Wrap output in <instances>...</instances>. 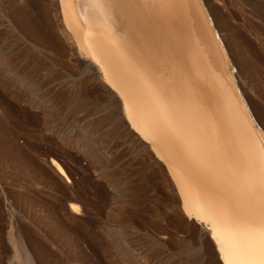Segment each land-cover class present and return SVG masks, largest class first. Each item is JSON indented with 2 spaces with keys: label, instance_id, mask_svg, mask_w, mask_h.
I'll use <instances>...</instances> for the list:
<instances>
[{
  "label": "bare ground",
  "instance_id": "obj_1",
  "mask_svg": "<svg viewBox=\"0 0 264 264\" xmlns=\"http://www.w3.org/2000/svg\"><path fill=\"white\" fill-rule=\"evenodd\" d=\"M6 1L15 23L10 30L29 44L24 57L33 55L31 65L45 70V76L54 71L62 75L56 60L71 51L72 57H86L75 60L81 76L64 77L70 83L54 91L55 99L78 92L85 74L94 81L104 72L106 93L125 113L129 126L121 122L134 135L140 133L141 142L148 141L164 163L169 178L162 167L157 169L156 187H168L171 203L201 226L195 237L200 249L206 238L213 240L217 255L211 254L212 262L219 258L223 264H264V140L230 82V59L215 37L213 19L202 0H59L58 5V0ZM51 10L57 13L56 22ZM9 75L4 79L11 97L35 109L44 107L46 114L49 106L34 95L31 76ZM53 75L50 84L55 82ZM11 102L5 103L7 109ZM18 108L30 117L26 107ZM44 119L38 129L54 138L31 133L26 144H19L16 136L0 144L9 151H64L67 146L80 154L92 151L90 140L71 137ZM52 164L64 175L53 159ZM72 196L57 199L51 207L76 222L82 209ZM27 262L37 264L30 254Z\"/></svg>",
  "mask_w": 264,
  "mask_h": 264
},
{
  "label": "rangeland",
  "instance_id": "obj_2",
  "mask_svg": "<svg viewBox=\"0 0 264 264\" xmlns=\"http://www.w3.org/2000/svg\"><path fill=\"white\" fill-rule=\"evenodd\" d=\"M202 3L231 62L226 64L233 83L230 87L232 84L244 99L264 140V0ZM9 7L6 0H0V140L16 136L19 144H26L31 133L54 138L53 133L38 129L37 123L46 118L71 137L90 140L92 151L80 154L68 146L64 151L46 153L9 151L6 144H0V264H29L27 254L37 264H223L219 258L215 263L211 260V254L217 252L210 237L200 249L195 237L201 226L171 203L170 189L156 187L157 169L162 167L168 177L164 163L148 141L141 142L140 133L137 137L126 128L125 113H120L106 93L104 72L100 71L94 81H88L85 74L78 92L72 91L64 100L55 99L54 91L66 89L70 83L64 77L69 73L81 76L75 60L86 57L78 53L74 58L71 51V57L55 59L63 77L53 75L55 71L45 76V70L31 65L33 55L24 57L29 44L21 43L10 30L15 23ZM50 15L56 22L55 10ZM226 21L231 23L229 27L224 26ZM11 73L31 76L34 95L49 106L47 115L44 107L35 109L11 97L4 79ZM52 75L54 84H50ZM7 102L12 104L10 109L5 107ZM17 106L26 107L31 118L22 116ZM52 159L64 175L57 172ZM66 196L81 206L76 222L68 213L51 207ZM180 238L185 240L182 244Z\"/></svg>",
  "mask_w": 264,
  "mask_h": 264
}]
</instances>
